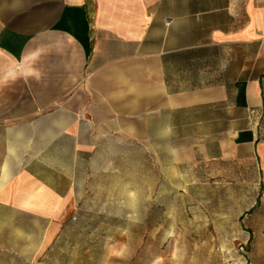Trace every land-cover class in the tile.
<instances>
[{"label":"crops","instance_id":"1","mask_svg":"<svg viewBox=\"0 0 264 264\" xmlns=\"http://www.w3.org/2000/svg\"><path fill=\"white\" fill-rule=\"evenodd\" d=\"M101 134L264 179V0H0V209L40 247Z\"/></svg>","mask_w":264,"mask_h":264},{"label":"rangeland","instance_id":"2","mask_svg":"<svg viewBox=\"0 0 264 264\" xmlns=\"http://www.w3.org/2000/svg\"><path fill=\"white\" fill-rule=\"evenodd\" d=\"M97 138L76 161L73 201L48 246L39 225L0 209V264H264V179L172 167L164 144ZM46 156L72 171L66 145Z\"/></svg>","mask_w":264,"mask_h":264}]
</instances>
